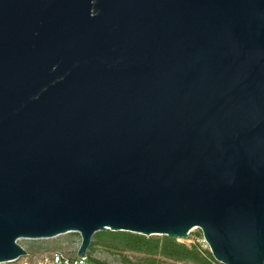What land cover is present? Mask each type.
I'll list each match as a JSON object with an SVG mask.
<instances>
[{"label": "water", "instance_id": "water-1", "mask_svg": "<svg viewBox=\"0 0 264 264\" xmlns=\"http://www.w3.org/2000/svg\"><path fill=\"white\" fill-rule=\"evenodd\" d=\"M195 228L264 264V0H0V263Z\"/></svg>", "mask_w": 264, "mask_h": 264}, {"label": "trees", "instance_id": "trees-1", "mask_svg": "<svg viewBox=\"0 0 264 264\" xmlns=\"http://www.w3.org/2000/svg\"><path fill=\"white\" fill-rule=\"evenodd\" d=\"M200 238L204 241L202 230L197 232L194 240L187 242L168 235L146 236L107 229L95 233L87 257L98 264H110L93 256L95 249L101 247L117 253L123 264H223Z\"/></svg>", "mask_w": 264, "mask_h": 264}, {"label": "rangeland", "instance_id": "rangeland-1", "mask_svg": "<svg viewBox=\"0 0 264 264\" xmlns=\"http://www.w3.org/2000/svg\"><path fill=\"white\" fill-rule=\"evenodd\" d=\"M200 230V228L193 229L189 237L190 239L188 238L184 240L191 242L195 239V237H197V232ZM81 240V235L78 232H69L47 239H20L19 243L33 256L39 255L46 251L56 250L63 251L64 253L73 256L77 253L81 245ZM200 240L203 242V244L209 247L205 239V242L202 238H200ZM93 256L98 260L107 261L110 264H123L121 262L120 256L117 253L107 251L101 247L95 249ZM10 264H19V262H12Z\"/></svg>", "mask_w": 264, "mask_h": 264}, {"label": "built area", "instance_id": "built-area-1", "mask_svg": "<svg viewBox=\"0 0 264 264\" xmlns=\"http://www.w3.org/2000/svg\"><path fill=\"white\" fill-rule=\"evenodd\" d=\"M12 262H19V264H98V262L90 260L87 256H78V251L71 256L58 250L46 251L35 256L28 252L26 256H22L15 261H7L0 264H10Z\"/></svg>", "mask_w": 264, "mask_h": 264}]
</instances>
